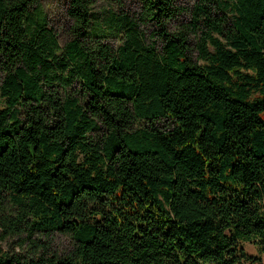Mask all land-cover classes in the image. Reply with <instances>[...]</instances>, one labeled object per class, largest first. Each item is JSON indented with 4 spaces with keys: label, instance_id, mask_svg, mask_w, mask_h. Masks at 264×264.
<instances>
[{
    "label": "trees",
    "instance_id": "16d2710c",
    "mask_svg": "<svg viewBox=\"0 0 264 264\" xmlns=\"http://www.w3.org/2000/svg\"><path fill=\"white\" fill-rule=\"evenodd\" d=\"M102 1L0 0V264H264V0Z\"/></svg>",
    "mask_w": 264,
    "mask_h": 264
},
{
    "label": "rangeland",
    "instance_id": "374dc122",
    "mask_svg": "<svg viewBox=\"0 0 264 264\" xmlns=\"http://www.w3.org/2000/svg\"><path fill=\"white\" fill-rule=\"evenodd\" d=\"M123 2V5L126 8H136V0H121ZM44 5L46 6V10L50 14L51 24L54 26L55 31L57 32L59 41L61 42V45H63L66 41L70 39V31L69 26L70 24L67 23L66 17H65V9L66 4L62 2V0H42ZM195 0H177L175 7H183V8H190L194 4ZM105 3L102 0H97L95 4L96 10H99L101 7H104ZM153 31H157V27L153 26L152 24L147 25L146 32L150 36V34ZM152 41L155 40V46L156 48L161 47V41L158 37H151ZM193 57L196 59V53H193ZM3 247L6 250H12L15 247V240H8L6 243L3 244ZM54 247L66 248L68 247V241L64 237H59L56 240H54ZM244 247L246 251L251 255H259L258 250L255 246H253L250 243H245ZM16 251H19L18 248H16ZM261 258L264 262V253L261 255Z\"/></svg>",
    "mask_w": 264,
    "mask_h": 264
}]
</instances>
